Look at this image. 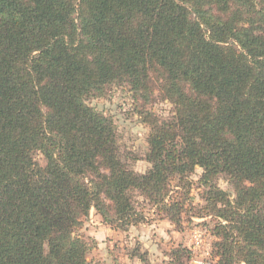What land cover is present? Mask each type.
I'll list each match as a JSON object with an SVG mask.
<instances>
[{
    "label": "trees",
    "instance_id": "1",
    "mask_svg": "<svg viewBox=\"0 0 264 264\" xmlns=\"http://www.w3.org/2000/svg\"><path fill=\"white\" fill-rule=\"evenodd\" d=\"M115 84L149 126L145 173L87 103ZM197 167L216 264H264V0H0V264H95L84 216L124 229L144 197L177 223Z\"/></svg>",
    "mask_w": 264,
    "mask_h": 264
},
{
    "label": "rangeland",
    "instance_id": "2",
    "mask_svg": "<svg viewBox=\"0 0 264 264\" xmlns=\"http://www.w3.org/2000/svg\"><path fill=\"white\" fill-rule=\"evenodd\" d=\"M261 1L256 0L258 4ZM135 101L131 88L118 84L109 86L104 94L87 99L89 105L114 119L121 150L138 155L139 160L134 162L133 168L145 173L151 165L145 159L149 126L137 111ZM148 108L158 115H169L174 111L173 104L160 96H156ZM36 158L45 164L41 153L38 152ZM202 174L203 169L197 167L189 175L192 190L177 223L166 213H159L156 206L147 204L144 197H138V207L144 209L146 219L124 229L106 224L92 209L74 232L87 242L88 260L95 264H216L219 257L215 242L219 237L214 234V227L220 217L214 203L208 200L209 186L201 184ZM215 183L228 192L232 201L236 199L235 188L225 176L218 177ZM173 184L174 195L180 199L181 188L176 181ZM179 249L185 250L178 254Z\"/></svg>",
    "mask_w": 264,
    "mask_h": 264
}]
</instances>
